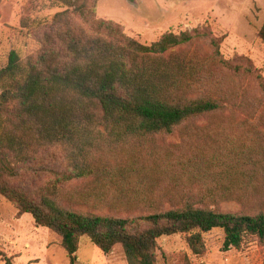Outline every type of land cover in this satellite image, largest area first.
<instances>
[{
    "label": "trees",
    "instance_id": "1",
    "mask_svg": "<svg viewBox=\"0 0 264 264\" xmlns=\"http://www.w3.org/2000/svg\"><path fill=\"white\" fill-rule=\"evenodd\" d=\"M53 1L65 10L46 21L43 46L24 58L11 50L0 68V196L57 234L69 264L84 236L105 254L119 245L127 264H157V240L175 234L195 255L212 229L223 232L224 249L247 235L264 241L263 210L213 209L264 192L261 119L190 131V121L221 108L192 98L206 71L178 50L205 32H166L142 44L97 16L99 0ZM258 37L264 43V22ZM176 128L181 144L164 147ZM28 173L53 180L38 191L15 183ZM72 180L80 187L62 188Z\"/></svg>",
    "mask_w": 264,
    "mask_h": 264
},
{
    "label": "rangeland",
    "instance_id": "2",
    "mask_svg": "<svg viewBox=\"0 0 264 264\" xmlns=\"http://www.w3.org/2000/svg\"><path fill=\"white\" fill-rule=\"evenodd\" d=\"M65 7L53 0H0V68L13 50L21 58L34 55L44 44L48 32L46 21ZM96 14L111 20L122 31L142 44L156 41L163 33L178 34L197 29L205 36L178 48L205 69L201 88L194 97H211L220 111L190 121V131L246 119H261L257 130L264 135V43L258 31L264 22V0H99ZM86 28V26H83ZM215 39L217 46L212 43ZM175 50V49H174ZM208 71L210 72L208 75ZM1 92V89H0ZM179 128L165 137L163 145L175 148L181 144ZM31 174L16 178L29 182L33 191L53 180L52 176ZM72 180L62 188L80 187ZM262 193V192H261ZM256 200L224 202L213 208L221 213L254 214L264 211V192ZM61 205L78 213L110 214L106 208ZM212 208V207H211ZM204 251L193 254L184 234L164 236L157 240V264H264V241L244 237L238 248H223L224 234L212 229L202 235ZM0 253L12 264H69L60 237L46 227L35 224L28 213H20L0 196ZM0 264H5L0 256ZM75 264H127L122 248L101 252L87 237H81Z\"/></svg>",
    "mask_w": 264,
    "mask_h": 264
}]
</instances>
